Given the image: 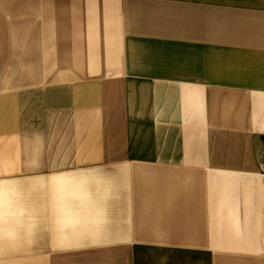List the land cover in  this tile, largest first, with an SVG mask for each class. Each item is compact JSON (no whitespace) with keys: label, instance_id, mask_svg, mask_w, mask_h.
I'll use <instances>...</instances> for the list:
<instances>
[{"label":"crops","instance_id":"1","mask_svg":"<svg viewBox=\"0 0 264 264\" xmlns=\"http://www.w3.org/2000/svg\"><path fill=\"white\" fill-rule=\"evenodd\" d=\"M0 264H264V0H0Z\"/></svg>","mask_w":264,"mask_h":264}]
</instances>
